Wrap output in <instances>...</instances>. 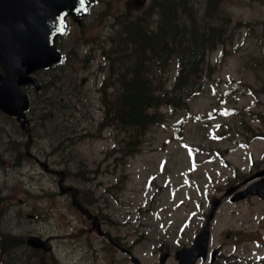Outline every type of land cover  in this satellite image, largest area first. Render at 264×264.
<instances>
[{
  "label": "rangeland",
  "instance_id": "rangeland-1",
  "mask_svg": "<svg viewBox=\"0 0 264 264\" xmlns=\"http://www.w3.org/2000/svg\"><path fill=\"white\" fill-rule=\"evenodd\" d=\"M133 1L98 0L86 25L73 26L60 41L66 61L42 74L53 84L55 107L34 97L24 129L0 113V233L53 242L52 252L21 254L20 264H76L84 253L67 235L75 229L70 223L81 222L57 185L61 175L52 177L26 159L27 143L66 173L67 184L102 215L110 233L163 235L168 244H186L204 226L211 201L224 198L211 224L210 250L221 251V264H252L247 256L264 264V201L232 203L224 196L264 164V0L219 2L211 21L224 26L226 36L207 54L202 88L183 108L157 109L160 123L138 138L113 116L120 93L115 74L132 65L119 64L100 42L116 34L123 17L153 3L141 10ZM193 1L201 10L208 0ZM160 73L167 87L176 66ZM1 243L2 237L0 260Z\"/></svg>",
  "mask_w": 264,
  "mask_h": 264
},
{
  "label": "trees",
  "instance_id": "trees-1",
  "mask_svg": "<svg viewBox=\"0 0 264 264\" xmlns=\"http://www.w3.org/2000/svg\"><path fill=\"white\" fill-rule=\"evenodd\" d=\"M220 1L208 0L199 10L198 2L193 0H155L152 8L158 19L154 25L148 16L140 21L141 26L122 31L127 50L118 58L124 56V63L133 65L122 74L115 116L123 126L136 131V138L147 127L160 123L157 109L183 108L202 88L208 69L207 54L223 45L226 36L225 27L214 26L211 21L216 18ZM171 63L176 66V74L165 87L156 69H167ZM127 145L135 148V137ZM0 237L6 248L21 243L9 233H1Z\"/></svg>",
  "mask_w": 264,
  "mask_h": 264
},
{
  "label": "water",
  "instance_id": "water-1",
  "mask_svg": "<svg viewBox=\"0 0 264 264\" xmlns=\"http://www.w3.org/2000/svg\"><path fill=\"white\" fill-rule=\"evenodd\" d=\"M145 1L137 0V3L142 5ZM89 5L86 0H0V64L4 69L0 74L1 111L19 119L25 117L23 111L29 107V100L22 86L37 85L31 74L63 59L56 47V38L66 31V17L84 15ZM235 189H230L228 194ZM219 203L218 199L213 201L208 223L194 245L178 252L180 264H194L199 256L205 258L209 222ZM75 204L89 214L78 202ZM28 244L46 250L51 247L35 236L28 238Z\"/></svg>",
  "mask_w": 264,
  "mask_h": 264
},
{
  "label": "flooded vegetation",
  "instance_id": "flooded-vegetation-1",
  "mask_svg": "<svg viewBox=\"0 0 264 264\" xmlns=\"http://www.w3.org/2000/svg\"><path fill=\"white\" fill-rule=\"evenodd\" d=\"M109 41L113 44L111 34L108 38L104 37L101 46H104ZM114 44L106 51L112 52ZM1 69V68H0ZM48 71H40L37 73L39 80L43 84V75ZM264 170V164L254 174H258ZM57 172V171H52ZM264 176L260 177L263 178ZM249 197V196H247ZM246 197V198H247ZM259 199L257 196H253ZM90 222V221H89ZM82 228H76L72 233H81L84 239L79 247L83 248L86 256L82 258L79 264H178L176 253L183 247L189 246L186 244L174 245L166 243L163 237L158 235L154 238L149 233H102L98 235L96 230L91 228V224L83 220ZM93 238V239H92ZM32 250L27 247L26 250ZM0 264H7L6 258Z\"/></svg>",
  "mask_w": 264,
  "mask_h": 264
}]
</instances>
